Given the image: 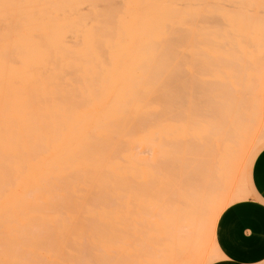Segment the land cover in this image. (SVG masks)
I'll use <instances>...</instances> for the list:
<instances>
[{
  "label": "bare ground",
  "instance_id": "obj_1",
  "mask_svg": "<svg viewBox=\"0 0 264 264\" xmlns=\"http://www.w3.org/2000/svg\"><path fill=\"white\" fill-rule=\"evenodd\" d=\"M227 1L180 6L178 0H122L116 7L113 0H0V264H168L175 257L174 264H190L202 254L206 212L220 216L234 201L225 186L226 160L235 154L243 117L237 105L230 107L233 77L228 89L222 85L228 98L209 105L208 116L184 104L182 59L189 43L178 42L189 25L194 57L192 49L207 42L193 47L203 40L201 17L214 10L220 20L227 17L229 35L236 27L237 36L252 31L240 38H262L264 18L261 24L253 21L257 16L247 21L248 11L235 20L225 11L235 0ZM245 1V11L264 12V0ZM198 51L195 62L212 56ZM184 105L192 109L187 114ZM179 117L187 122L182 144L176 141ZM199 147H209L213 156L184 159ZM171 198L177 200L176 221H170L176 235L164 251L165 244L156 239L151 245L144 235H162L161 225L173 216ZM219 216L208 217L211 230ZM141 221L148 227H140L147 230L145 243L137 236Z\"/></svg>",
  "mask_w": 264,
  "mask_h": 264
},
{
  "label": "rangeland",
  "instance_id": "obj_2",
  "mask_svg": "<svg viewBox=\"0 0 264 264\" xmlns=\"http://www.w3.org/2000/svg\"><path fill=\"white\" fill-rule=\"evenodd\" d=\"M231 1H234V0H230V2ZM239 1H241V0H235V4L233 3V2H231V3H233L231 6H229V8H228V6H227V8L225 9V11L227 12V14H232V16H234L235 14H237V15H241L242 14V12H244L245 13V15H247V14H249V13H251L250 15H248V16H246V19H247V21H248V19H251V20H253V18H255L256 16V18H255V20H253V21H255L256 22V19H257V21L259 22V21H261L263 18H264V12H260V11H257V10H253V9H250V7L248 6V8H249V10H247V8H246V10L247 11H245V7H247V5L248 4H246V6H242V5H240V3L242 2V4L243 5H245V3H247V1H245V0H242L240 3H239ZM243 1H245V3H243ZM178 2H179V5L180 6H184V5H186L188 2H190V0H178ZM177 2V3H178ZM227 2H229V1H227ZM229 2V3H230ZM228 3V5H230ZM113 5H115L116 7H120V6H122V0H113ZM233 6H236L235 7V9H237V7H238V9H237V11L233 8ZM240 6V7H239ZM242 6V7H241ZM88 6L86 5V8H87ZM232 9H231V8ZM234 9V10H233ZM239 9H241V11L239 10ZM215 11V10H214ZM214 11H212L214 14H216L218 11H216V13L214 12ZM249 11V12H248ZM251 11V12H250ZM255 12V13H253V12ZM258 12V15H255L257 12ZM240 12V13H239ZM248 12V13H247ZM234 13V14H233ZM247 13V14H246ZM214 14L212 15L211 13L209 14L208 12H207V14H204V16L206 17V18H204V17H201V22L199 21V24H200V27H198L199 28V38H201V37H203V40H202V38L201 39H198L199 41H200V43H198V41H193L192 43L194 44L193 45V47L195 46V44H200L198 47H200L201 46V44L203 43V42H205V41H207V42H205V45L203 44L202 45V49H199L198 48V50L199 51H201L202 50V53H200L198 50H197V47L195 46V48H193L192 49V53H195V52H193V51H195L196 50V54H197V51H198V55L200 56L201 54H204L205 52L204 51H206L207 53L206 54H208V55H212L213 56V54H214V52H215V54H220V56H218V55H216V56H205V55H202L201 57H204L205 56V58L206 57H209L207 60L209 61L210 60V57H212L211 59H213L214 57V60L215 61H213V60H211V61H213L212 63H211V61L210 62H208L206 59H204V58H201V59H197L198 60V62H197V60H196V62H195V60H194V58L197 56L196 54H194V57H193V55H192V57H191V54H190V50H188V47H190L189 45H192V44H190L191 43V41L189 40V33H188V28H189V25H187V26H185V36H186V38H184L183 40H181V42L179 41L178 43H182L183 41V43H184V45L185 44H187V43H189V45L187 46L186 45V47H184L183 48V59H182V63H183V68H184V72H183V75H182V77L181 78H183V79H185V82L187 83L186 84V88H187V90L185 89V92H184V96H183V98L184 99H186V100H184V104H189L191 107H192V109H194V113H196V112H198L199 114V116L200 115H209V114H211V110H207L208 108H211V107H213V104L216 102V103H220V100H222V99H227L228 98V94L227 93H229V91H230V93H229V96L230 97H232V101H231V104H230V107H232L233 105L235 106V105H237V107L235 106V108H237V109H239V111H240V114H241V117H243V118H241V123L239 122L238 123V127H237V129H238V131H240V132H237L238 133V135H239V137L238 136H236V141H237V147L235 148V146L233 147V148H235V154H234V152H232V151H234V150H232L231 151V153H233V155L234 156H232V154H230L232 157H229L230 159L227 161L226 160V162H227V164H229V166L227 165V171L229 172V174H230V177H229V174L227 175V178H228V180H229V182H227V184L228 185H225V186H227L226 187V190L231 194L232 193V196H233V200L235 201V200H239V199H243V198H247V197H249V195L251 194V192H252V183H251V168H252V165H253V162H254V159H255V157H256V155L258 154V152L264 147V49H263V47H264V43H262V42H264V23H263V26H262V30L263 31H259V30H261V29H256L257 30V32L259 33V34H262L263 36H262V38H257V40L255 39V41L257 42H255L254 40H252V38L250 37V38H248V36H244V35H246V32L248 31H245V34L243 33V31H242V33L244 34L241 38H243V39H241L240 38V34L242 35V33H238V35L239 36H237V31H238V28H236L235 27V29H234V32H236L235 34L236 35H234V32H232V36L231 35H229L230 34V30H229V26H226L227 27V30L225 31V29H226V27H225V25H226V22H227V20H226V22H224L223 21V18L225 17H223V18H221V20H220V18L219 17H221V15H219V14H221V13H219L218 12V14H216V15H219V16H216V17H214ZM260 14V15H259ZM243 15V16H242ZM241 15V18L243 17V18H245V15L244 14H242ZM230 16V15H229ZM239 16H234L235 17V20L236 19H238V20H240L241 18L239 17ZM248 17V18H247ZM251 17V18H250ZM259 17H261L260 19H259ZM215 18V19H214ZM217 18V19H216ZM225 18H227V17H225ZM240 18V19H239ZM202 19H203V21H202ZM214 21H213V20ZM234 19V18H233ZM187 20H189V18H187ZM200 20V19H199ZM217 20V22H215ZM234 20V21H235ZM250 20V21H251ZM225 23H223V22ZM218 22H219V24H218ZM223 23V25H221ZM260 23V22H259ZM186 24H188V22H186ZM189 24H190V21H189ZM261 24V23H260ZM217 26H219V27H217ZM223 26H224V28H223ZM238 26V25H237ZM219 28V29H218ZM186 29H187V31H186ZM223 29V30H222ZM220 30V31H219ZM229 30V31H228ZM218 31V32H217ZM221 31L223 32V34L221 33ZM231 31H233V30H231ZM240 31V30H239ZM249 31H251V29L249 30ZM249 31H248V34H249ZM216 32V33H215ZM227 32V33H226ZM252 32V31H251ZM186 33H187V35H186ZM256 33V32H255ZM218 34V35H217ZM215 35H216V37H215ZM226 35V36H225ZM230 36L229 38L230 39H228L227 38V36ZM218 36V37H217ZM234 36H237V37H234ZM224 37V38H223ZM238 37L240 38V39H238ZM211 38H214V40L213 39H211ZM219 38V39H218ZM220 38H221V40H223V41H221L220 40ZM227 38V39H226ZM210 39V40H209ZM216 39V40H215ZM246 39H247V41H246ZM205 40V41H204ZM217 40L219 41V42H217ZM252 40V41H251ZM202 41V42H201ZM221 41V42H220ZM231 41H234L235 43H233V42H231ZM194 42H197V43H194ZM215 42H216V44H215ZM230 42V43H229ZM258 42H259V44H258ZM244 44V46H241L240 47V45H238V44ZM254 43H256V44H254ZM213 44V45H212ZM249 46H248V45ZM250 44H251V46H250ZM223 45V46H222ZM225 45H228V46H225ZM230 45V46H229ZM232 45V46H231ZM245 45H247L246 46V48H244L245 47ZM253 45V46H252ZM235 46V47H234ZM192 47V46H191ZM205 47L206 48H208V49H210V51L212 52V49L213 50H216V49H218L217 50V52L216 51H213L211 54H209V50L207 51V49H205ZM227 47V48H226ZM229 47V48H228ZM260 47V48H259ZM205 50H204V49ZM216 48V49H215ZM221 48H223V50L221 49ZM236 48V49H235ZM243 48H244V50H243ZM247 48H248V51H247ZM251 48V49H250ZM185 49V50H184ZM191 49V48H190ZM226 49V51H224ZM256 49H258V51H256ZM219 50H220V53H219ZM232 50V51H231ZM236 50V51H235ZM242 50H243V52L244 53H242ZM188 53H187V52ZM252 51L253 53H256V54H251L250 52ZM204 52V53H203ZM228 52V53H227ZM231 53V54H230ZM247 53V54H246ZM250 53V54H249ZM184 54H185V58L186 59H184ZM243 54V55H242ZM196 55V56H195ZM230 55V56H229ZM190 56V57H189ZM223 56V57H222ZM229 56V57H228ZM236 56V57H235ZM198 57V56H197ZM196 57V58H197ZM238 57V58H237ZM252 59H251V58ZM189 58H190V60H191V58H192V62H195L196 64L195 65H193V63L191 62V61H189ZM222 58V59H221ZM249 58V59H248ZM203 59H204V61H206L205 63H203L204 61H203ZM238 59V60H237ZM199 60H201V62L199 61ZM227 60V61H226ZM190 64H189V63ZM200 62V63H199ZM208 62V63H207ZM205 64H208V65H205ZM209 64H211L210 66H209ZM254 64V65H253ZM189 65H193V66H189ZM227 65V66H226ZM239 65V66H238ZM244 66V67H243ZM228 67V68H227ZM235 67V68H234ZM239 67H241V68H239ZM211 68H212V70L213 69H215V70H213V71H211ZM222 68V69H221ZM224 68V69H223ZM227 70H226V69ZM232 70H231V69ZM258 68V69H257ZM216 69H217V73H218V75H224V76H222V77H220V79H218L219 77L218 76H216ZM221 71H220V70ZM228 69H230L231 71H232V73H231V71L229 72L228 71ZM241 69H242V71H241ZM234 70V71H233ZM240 70V71H239ZM228 72L227 74H226V72ZM212 72L213 73H215V74H212ZM224 72H225V74H224ZM236 72H239V73H236ZM230 73V74H229ZM207 74V75H206ZM231 74H233V75H231ZM247 74V75H246ZM204 75H206V76H204ZM226 75V76H225ZM230 77V78H228V76ZM238 75V76H237ZM213 76H215V77H213ZM218 77V78H217ZM233 77V80L234 81H232V78ZM248 77H249V79H248ZM211 78V79H210ZM215 78H217V79H215ZM227 78V79H226ZM223 79H225V80H227V81H225V80H223ZM230 79V80H229ZM237 79V80H236ZM240 80H242V81H240ZM247 80V81H246ZM259 80V81H258ZM214 81H216V82H214ZM223 81H224V83H223ZM230 81H232L233 83H235L236 84V86H235V84H233L232 82H230ZM236 81V82H235ZM240 81V82H239ZM229 82V84L231 85V84H233L235 87H234V90H232V88H230V87H232V86H230L229 84H226V83H228ZM218 83V84H217ZM240 83V84H239ZM258 83V84H257ZM238 84V85H237ZM191 87H190V86ZM213 85V87H211ZM222 85H224L225 87H227V89H228V86H230L229 87V91H225V90H223V88H225L224 86H222ZM240 86H242L241 88H239ZM250 86V87H249ZM253 86V87H252ZM194 87V88H193ZM245 87V88H244ZM210 90H209V89ZM220 88V89H219ZM226 89V88H225ZM231 89V90H230ZM242 89V90H241ZM246 90V92H245V90ZM193 90V91H192ZM208 90V91H207ZM217 90V91H216ZM241 91V93L239 92V91ZM244 90V91H243ZM254 90V91H253ZM190 91L192 92V95L193 96H197L196 98L195 97H191L192 95L190 94ZM197 91H198V93H197ZM222 92L223 94H224V96H225V94H227V96L226 97H224L223 96V94H222V96H221V94L219 93V92ZM233 91H234V93H233ZM236 91H238V92H236ZM249 91V92H248ZM227 92V93H226ZM252 92H253V94H252ZM189 93V94H188ZM202 93V94H201ZM244 95H243V94ZM248 93V94H247ZM255 93H257V94H255ZM188 94V95H187ZM207 94V95H206ZM188 97H187V96ZM241 95V96H240ZM240 96V97H239ZM254 96V97H253ZM190 97V99H188ZM200 98V99H199ZM198 99V100H197ZM235 99H238V100H235ZM251 99H252V101H251ZM233 100H235V101H237L236 103H234V101ZM239 100H241V101H239ZM243 100V101H242ZM187 101V102H186ZM199 104H198V103ZM200 102H201V104H200ZM229 102V101H228ZM232 102H233V104H232ZM195 105H193V104ZM196 103H197V105L199 106V107H197L196 106ZM189 105H184L185 107H184V109L186 108V112L185 111H183L185 114H187L188 113V111L187 110H192V109H189L190 108V106ZM211 107H210V106ZM195 108H194V107ZM234 106H233V108H234ZM197 108V109H196ZM249 108V109H248ZM245 110V111H244ZM207 112V113H206ZM243 112V113H242ZM209 113V114H208ZM184 114V115H185ZM182 115H183V113H182ZM242 122H243V124H242ZM245 122H247V123H245ZM240 124H242V126L240 125ZM186 125H187V122H186V119L185 118H183V117H179L178 118V123H177V128H176V141H177V143L178 144H182V142H183V139L185 138L184 137V132H185V128H186ZM245 125V126H244ZM260 125V126H259ZM259 126V127H258ZM262 126V127H261ZM198 127V129H201L199 126H197ZM203 127V126H202ZM245 127V128H244ZM192 128V127H191ZM190 127H188V129H190V131L192 130ZM194 129V128H193ZM197 129V130H198ZM203 132H204V130H205V128H202L201 129ZM187 131V130H186ZM189 131V130H188ZM188 132V135L186 134L185 136H192V134H189V133H191V132ZM251 131V132H250ZM193 132V131H192ZM202 132V133H203ZM242 132V133H241ZM187 133V132H186ZM240 133H241V135H240ZM244 133V135H242ZM257 134V136H255L254 137V134ZM246 135V136H245ZM241 136V137H240ZM242 136H244V137H242ZM187 138V140L186 141H188L190 138ZM247 137V138H246ZM254 138H255V140H254ZM239 139V140H238ZM246 139V140H245ZM253 140V141H252ZM236 141H235V143H236ZM240 141V142H239ZM251 142H253L252 143V145H250L251 144ZM235 143L233 144V145H235ZM239 144H241V145H239ZM202 146V145H201ZM201 147H199V148H197V149H199V151H197V149H195V151L193 152V153H186V154H182V153H177L176 154V156H182L183 155V157H185L184 159H186V158H188L189 156H194V154H195V156L193 157L194 158V160H198L200 157L203 159H206V160H208V158H209V155L211 154L210 152H212L211 151V149L209 148H205V147H202V149H200ZM232 147H231V149H233ZM249 148V149H248ZM208 149V150H207ZM229 149V148H228ZM207 151L209 152V153H207ZM198 152V153H197ZM145 153H147V155L148 154H152L153 155V150H145ZM225 153V152H224ZM230 153V152H229ZM198 157H197V156ZM228 156H230L229 154H227ZM200 156V157H199ZM204 156H207L206 158L204 157ZM210 156H213V154H211ZM223 156H225L224 154H223ZM197 158V159H196ZM200 158V159H201ZM232 158V159H231ZM231 160H232V163H230L231 162ZM232 168H231V167ZM230 168V170H231V172L229 171V168ZM225 170V169H224ZM225 170V171H226ZM225 173H227V172H225ZM229 187V188H228ZM245 193V194H244ZM234 194V195H233ZM173 197V196H172ZM172 200H174V201H170L169 203H167L168 204V207H169V210L171 209L172 211H169L168 210V216L171 214V213H173V216H172V219H171V216L169 217L170 218V220H169V218H167L166 216H165V218H167L166 220H164L165 218H162L163 220H164V227L161 225V228H162V230L164 229V228H166L165 230H163V232H161L162 233V235L161 234H158L157 232L155 233V232H152V233H150V234H152L153 236H151V237H148V236H150V235H148V233L150 232H141V229H140V227H142V228H148V227H145V225H146V223L143 221H141V222H139V223H136V225H137V227H138V233H139V235H137L138 236V239H139V237L141 238V240L142 241H144L145 240V238H146V242L148 243V242H150V244L153 242V241H155L156 242V239H158L159 241H160V243H161V245L162 244H165L163 247H162V249L164 248V251H165V247L167 246V242H169L171 239V237L173 236V235H176V233L175 234H171V233H173V231L174 232H176V224L174 225V227H173V225H172V223L171 222H173V223H175V219H176V214H174V213H176L177 211H174V210H176V206H177V200L176 199H173V198H171ZM233 200H231V202L233 201ZM233 201V202H234ZM230 202V203H231ZM229 203V204H230ZM172 207H174V208H172ZM167 210V209H166ZM146 211H148L149 212V210H146ZM171 212V213H170ZM206 214H208L209 216H207L206 217V215L204 216V218H203V220H202V234H204L203 235V245H202V254L198 257V258H195V260H194V258H193V260H192V262L190 263V264H213L214 262H217V261H221V260H219V259H222V257L219 255V253L217 252V249H216V247H215V244H214V239L212 238L213 237V235H211V237H210V231H214V230H211L212 228L214 229V227L213 226H211V221H210V223H208V221H209V218H210V220H211V218L214 216L215 218V220H216V218H217V216H219V215H217L216 214V216L215 215H213L212 214V212L210 213H207L206 212ZM220 214V213H219ZM210 215H211V217H210ZM164 217V216H163ZM209 217V218H208ZM175 218V219H174ZM173 220V221H172ZM161 222H162V220H160ZM167 221V222H166ZM171 221V222H170ZM170 223V225H169V223ZM215 222V221H214ZM168 224V225H167ZM208 224H210V225H208ZM213 224V223H212ZM147 225H148V223H147ZM149 225H150V223H149ZM151 225H153V223L151 224ZM167 226L169 227V228H167ZM209 226V227H208ZM133 227H134V224H133ZM153 227V226H152ZM150 228L151 229V231H154V229L153 228ZM154 227H155V225H154ZM171 227V228H170ZM175 230H174V229ZM145 229H143V230H145ZM168 229V230H167ZM157 230V229H156ZM158 230H160V229H158ZM137 233V234H138ZM142 233H147L146 235H144V236H146L144 239L142 238V236H143V234ZM209 233V234H208ZM164 234L165 235H167V236H164ZM211 234H214V232L213 233H211ZM174 237V236H173ZM172 237V239H173V241H175L174 240V238ZM136 239V238H135ZM175 239H176V236H175ZM140 240V239H139ZM139 240H136V242L138 241V243H140L139 242ZM166 240H167V242H166ZM145 241H144V243H145ZM165 242V243H163V242ZM171 243H174V242H172V241H170ZM176 242H177V240H176ZM175 242V243H176ZM142 243V242H141ZM143 243V244H144ZM156 243H158V241L156 242ZM168 244L169 245V247L172 245V244ZM154 244V243H153ZM153 244H151V245H153ZM155 245V244H154ZM176 245V244H175ZM149 246V245H148ZM173 246H174V244H173ZM173 246H171L172 248H170L169 249V251H171V249H173ZM178 245H176V247H177ZM168 247V248H169ZM167 248V247H166ZM174 249H175V247H174ZM151 250V249H150ZM166 250H168V249H166ZM177 251H179V248L177 247V249H176ZM163 251V252H164ZM174 251L175 250H173L172 252H173V254H175L174 253ZM176 251V252H177ZM150 252V251H149ZM170 254H171V252H169ZM165 254L167 255V252H165ZM165 254H164V256H165ZM170 254H168V256H169V258L170 257H172L173 255H171L170 256ZM149 255H150V253H149ZM177 255V254H176ZM148 256V255H147ZM179 256V255H178ZM149 257V256H148ZM148 257H144L143 259H145L146 258V260L147 259H150V258H148ZM175 256H173L172 258H174ZM176 259L178 258V257H175ZM176 259H173L174 261H171L170 262V260H171V258L170 259H166V260H169V261H167L168 262V264H170V263H172V264H174L175 263V260ZM197 259V260H196ZM149 261V260H148ZM147 261V262H148ZM174 262V263H173Z\"/></svg>",
  "mask_w": 264,
  "mask_h": 264
},
{
  "label": "crops",
  "instance_id": "obj_3",
  "mask_svg": "<svg viewBox=\"0 0 264 264\" xmlns=\"http://www.w3.org/2000/svg\"><path fill=\"white\" fill-rule=\"evenodd\" d=\"M251 183L249 197L227 206L216 222L214 243L222 259L213 264H264V147L254 159Z\"/></svg>",
  "mask_w": 264,
  "mask_h": 264
}]
</instances>
